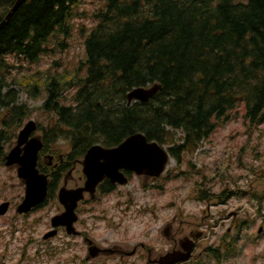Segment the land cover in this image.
<instances>
[{
    "label": "trees",
    "instance_id": "16d2710c",
    "mask_svg": "<svg viewBox=\"0 0 264 264\" xmlns=\"http://www.w3.org/2000/svg\"><path fill=\"white\" fill-rule=\"evenodd\" d=\"M16 1L0 0V24ZM101 1L105 8L93 15L97 23L86 35L85 58L73 77L51 75L44 85L41 109L54 123L38 124L44 143L40 172H51L43 159L60 157L54 151L58 142H66L73 165L94 145L114 148L139 133L169 146L181 163L241 103L249 126L264 125V0ZM81 3L26 0L0 29V166L6 144L33 115L27 104H18L11 87L12 70L22 66L10 59L38 64L49 54L53 36L69 35ZM41 81L30 95L41 93ZM155 84L161 89L148 103H128L130 91ZM73 89L69 99L65 93ZM69 168L50 173L51 188ZM209 253L221 264L224 256Z\"/></svg>",
    "mask_w": 264,
    "mask_h": 264
},
{
    "label": "rangeland",
    "instance_id": "374dc122",
    "mask_svg": "<svg viewBox=\"0 0 264 264\" xmlns=\"http://www.w3.org/2000/svg\"><path fill=\"white\" fill-rule=\"evenodd\" d=\"M104 8L101 0H82L76 10L79 16L70 22L69 35L53 36L49 54L38 64L10 59L13 65L22 66L20 70L13 69L10 75L18 104H27L33 110L32 117L24 121L21 129L28 121L43 126L54 123L41 109L47 98L46 80L51 75L73 77L75 68L85 58L86 35L97 23L93 15ZM38 78L42 80L41 93L32 96L30 92L34 91ZM74 92V89L68 90L65 94L70 99ZM66 102L72 104L70 100ZM245 112V103H241L231 113V120L220 123L196 153L187 154L181 163L172 157L162 181L156 183L134 175L127 185L103 198L104 205L98 207L111 211L106 214L110 219L113 213L121 216L123 210V222L114 223L113 228L107 222H94L92 239L100 248L130 251L131 256H125L124 261L119 254L86 261L85 245L78 241V236H69L64 231L45 239L52 229L51 219L63 212L54 195L45 206L28 215L19 214L16 209L7 217H0V264L17 261L18 264H149V251L150 259H158L174 248L180 250L183 241L199 233L202 236L197 238L193 257L185 264H217L209 253L213 250L224 256L221 264H264V125L249 126L244 120ZM36 135L41 136V131ZM15 142L6 144V151ZM54 151L62 152L60 157L67 165L70 149L66 142H58ZM45 162L51 165V172L60 164L56 156ZM71 169L63 174L57 186H63L67 176V189H78L82 165ZM2 188L7 195L0 197L1 201L10 199L14 207L22 203L25 184L15 169L0 166ZM203 189L205 195L201 192ZM118 200L123 206L116 209L113 205ZM233 212L237 213L236 218L229 217ZM96 214L102 216L101 212ZM168 225L173 230L165 232ZM136 246L140 248L134 253Z\"/></svg>",
    "mask_w": 264,
    "mask_h": 264
},
{
    "label": "water",
    "instance_id": "95a60500",
    "mask_svg": "<svg viewBox=\"0 0 264 264\" xmlns=\"http://www.w3.org/2000/svg\"><path fill=\"white\" fill-rule=\"evenodd\" d=\"M25 2L26 0L16 1L5 21L0 24V29ZM160 89L161 86L158 84L151 88L133 89L127 95L128 103H148ZM36 131L37 124L34 121L28 122L18 135L17 145L6 156V166L17 165L18 178L25 183V196L18 207L19 214L30 213L44 204L48 198V175L41 173L38 169L39 153L43 149V142L38 136L32 137ZM171 159L164 146L148 141L141 133L130 136L114 148H105L100 145L91 147L81 161L83 174L86 177L85 187L77 190L62 188L59 191V202L65 211L52 219V227H65L68 234L76 235L74 223L77 222L78 217L75 211L78 203L84 199L85 192L94 195L97 187L105 180H109L112 184L127 185L126 173L160 178L166 172ZM8 208V203L2 204L0 215H5ZM57 233L58 231L54 230L45 235V239L52 238ZM193 250L194 243L187 240L182 244V251L168 253L150 262L152 264L186 263L191 259ZM94 251L98 250L94 248ZM97 253H92V256L95 257Z\"/></svg>",
    "mask_w": 264,
    "mask_h": 264
},
{
    "label": "flooded vegetation",
    "instance_id": "af4514ba",
    "mask_svg": "<svg viewBox=\"0 0 264 264\" xmlns=\"http://www.w3.org/2000/svg\"><path fill=\"white\" fill-rule=\"evenodd\" d=\"M53 158H55V156ZM59 161H60L59 165H61V164L64 165L65 160L63 159L62 156L60 157ZM66 164L67 165H64V166H69L68 161ZM77 165H78V161L74 162L73 163V169ZM48 166L51 167V165H48ZM11 168L15 169L17 172V166H14ZM132 177H134V175L127 174V178L129 179V182L131 181ZM148 179H152V178L145 177V180H148ZM153 180L156 181V183L162 181V179H159V180L153 179ZM85 181H86V178L83 175V173H81V176L79 177L78 188H83ZM65 184H67V182ZM102 186L106 187V189H103ZM102 186H99L97 188L96 193L94 195H91L90 193H84V199L82 201H80L78 204V207L76 210V213L78 215V221L75 224V226H78V241H81L85 245V249L87 250V256L85 257L86 261L94 262V261L101 259L105 255H110V254H116V255L119 254L120 259L124 261L125 256H127V257L131 256L130 251H122L120 249H110V248H106V247L100 248L98 245H95L96 242L92 239L91 230L96 228V227H94V226H96V225H94V222H96V221L103 222V223L107 222L108 227L113 228L114 223H117L118 221H120L119 223H117L120 225L121 222H123V219L121 218V216L124 217V213H125L122 210V214L120 216L118 214V212H117V214L112 212L114 214V217H113V219H110L106 214L108 213V215H109L111 213V211L105 209L104 206L98 207L101 204L104 205L105 200H106V199H103L104 197H107L110 193L111 194L115 193L120 188V186L111 184L110 182H105L102 184ZM59 188L60 187L58 186L57 191L59 190ZM111 188H114V189L112 191H110L109 189H111ZM57 191H56V193H57ZM6 195H7L6 191L2 188V190H0V197H2V196L6 197ZM4 203H8L9 208H8V212H7L6 216H3V217H7L8 214L12 213L16 209L18 210V205L14 207V205L10 199L6 200L5 198H3L2 201L0 200V205L4 204ZM122 206L123 205H122L121 201H119V200L113 205V207L116 209L121 208ZM127 208H128V206H127ZM96 212L97 213L101 212L102 216H99V214H96ZM236 216H237L236 212H233L229 215V217H235V218H236ZM108 219H110L111 221H108ZM168 230L172 231L173 226L168 225L167 230L165 232H168ZM59 231L66 232V228L60 227ZM181 245H182V243H181ZM195 245H196V242H195ZM94 248H97L98 251H94ZM138 248H140V247L136 246L134 248L133 252L136 253ZM141 248H144L143 244L141 245ZM173 251H177V249L174 248L171 252H173ZM95 252H98V254H97V256L93 257L92 253H95ZM149 255H150V251L148 254V261L150 260ZM15 264H18V261Z\"/></svg>",
    "mask_w": 264,
    "mask_h": 264
},
{
    "label": "bare ground",
    "instance_id": "6f19581e",
    "mask_svg": "<svg viewBox=\"0 0 264 264\" xmlns=\"http://www.w3.org/2000/svg\"><path fill=\"white\" fill-rule=\"evenodd\" d=\"M180 248H182V245L180 246ZM97 249V248H96ZM172 253V252H171Z\"/></svg>",
    "mask_w": 264,
    "mask_h": 264
}]
</instances>
